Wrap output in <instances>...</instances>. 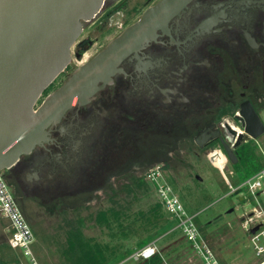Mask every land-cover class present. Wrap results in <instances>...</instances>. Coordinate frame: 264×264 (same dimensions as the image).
I'll return each instance as SVG.
<instances>
[{
	"label": "flooded vegetation",
	"instance_id": "obj_1",
	"mask_svg": "<svg viewBox=\"0 0 264 264\" xmlns=\"http://www.w3.org/2000/svg\"><path fill=\"white\" fill-rule=\"evenodd\" d=\"M161 1L105 0L38 104ZM134 41L110 80L48 126L47 141L4 169L17 199L55 195L57 206L70 196L134 197L156 164L169 173L175 162L208 149L228 158L221 138L235 144L230 129L244 131L243 108L251 105L264 122V0L174 1L156 10ZM253 141L245 136L234 149L238 158L254 154Z\"/></svg>",
	"mask_w": 264,
	"mask_h": 264
},
{
	"label": "rangeland",
	"instance_id": "obj_2",
	"mask_svg": "<svg viewBox=\"0 0 264 264\" xmlns=\"http://www.w3.org/2000/svg\"><path fill=\"white\" fill-rule=\"evenodd\" d=\"M97 48L98 45L79 57L76 64L90 58ZM251 144L249 147L252 153L254 151L253 155L264 166V135ZM210 151L208 149L197 156L188 155L180 162H173L181 166L174 167L172 164L169 173L164 171L165 177H160L158 181L171 182L176 188L188 214L195 216L221 264H257L262 257L255 253L246 221L256 208L264 210V187L258 190L257 197L251 194L248 185H244L250 175L246 174L242 162L234 164L224 157L226 163L222 169L210 160ZM228 181L232 182V187ZM141 185L145 184L140 181L134 197L110 192L106 195L94 194L93 197L70 196L63 198L57 206L54 202L59 200L55 195L29 197L25 200L18 197L16 200L19 208L31 222L35 238L33 249L40 263L76 264V257L79 258L82 253L79 250H68V239L73 237L69 236L70 232L90 242L89 249L92 251H87V254L96 252L103 256L100 259L107 264H114L117 260H120L118 264L139 263L141 260L128 257L143 239L154 238L153 241L157 242L162 251L182 238L184 233L179 226L181 218L163 207L156 182L149 181L148 189ZM233 187L240 189L233 192ZM109 195L111 198H108ZM157 203L160 207L156 206ZM154 206L157 216H154ZM115 210L118 219L114 216ZM100 211L108 214L109 220L100 222ZM166 222L168 228H163L162 224ZM9 227V219L0 215V245L12 253L11 257H16V261L3 262L0 255V264H29L21 250L9 244ZM193 250L190 256L180 259V264H204L200 254Z\"/></svg>",
	"mask_w": 264,
	"mask_h": 264
},
{
	"label": "water",
	"instance_id": "obj_3",
	"mask_svg": "<svg viewBox=\"0 0 264 264\" xmlns=\"http://www.w3.org/2000/svg\"><path fill=\"white\" fill-rule=\"evenodd\" d=\"M104 1L0 0V169L12 167L22 154L47 141L48 126L60 121L72 105L88 101L99 89V82L111 79L117 65L134 48L135 35L156 10L187 0H162L149 8L139 22L92 60L77 67L68 81L38 104L47 87L70 64L71 49L84 22L99 12ZM241 114L244 131L230 129L237 136L235 144L221 138L228 159L234 164L239 161L234 149L246 135L254 139L264 135V122L251 105L243 108ZM207 138L206 133L198 136V144L203 145ZM258 228L253 227L251 233Z\"/></svg>",
	"mask_w": 264,
	"mask_h": 264
},
{
	"label": "built area",
	"instance_id": "obj_4",
	"mask_svg": "<svg viewBox=\"0 0 264 264\" xmlns=\"http://www.w3.org/2000/svg\"><path fill=\"white\" fill-rule=\"evenodd\" d=\"M210 160L217 165L214 158H221L222 164L219 166L223 169L225 166V158L222 154L216 150H211L209 154ZM4 169H0V215L6 216L10 221V227L8 229V241L9 244L15 248L20 249L23 256L27 257L29 264H41L39 259L36 257L33 249V243L35 241L33 229L25 217L24 213L18 206L17 198L10 190L9 183L4 177ZM163 164H156L151 167L146 175V178L151 182H156L157 191L161 196V204L167 209L169 213H173L180 217V228L183 230L184 237L190 242L191 246L200 254L203 258L204 264H221L219 258L216 257L214 250L208 244L204 237L200 227L198 226L195 216L189 215L183 202L180 200L174 187L171 183L164 182L160 183L158 180L160 177H165ZM264 166H261L253 175L247 178L244 185H248V190L251 194L257 197L258 190L264 187ZM232 187V182L228 181ZM240 187H233V192H236ZM7 197H5L3 191ZM9 201V202H8ZM16 213L21 225L25 229L29 238L26 237L16 215L14 214L10 204ZM246 221V220H245ZM259 226L255 233H251V239L254 245L255 253L262 259L257 264L264 262V210L255 209L251 214L248 215L246 221V227H249L250 231L253 227ZM160 253L159 246L156 241H152L147 245L136 248L128 259L136 260H147Z\"/></svg>",
	"mask_w": 264,
	"mask_h": 264
},
{
	"label": "trees",
	"instance_id": "obj_5",
	"mask_svg": "<svg viewBox=\"0 0 264 264\" xmlns=\"http://www.w3.org/2000/svg\"><path fill=\"white\" fill-rule=\"evenodd\" d=\"M238 162L239 163L242 162V165H243L242 167H244V170L246 174H248V176L249 175L251 176L261 167V163L257 159V157L254 156L253 154L247 153L246 151H242V155L239 156ZM141 186L148 189V185H141ZM128 195L130 196L131 194L128 193ZM156 206L160 207V204L157 203ZM156 206H154L153 209H155ZM156 210L157 209L154 210L155 211L154 216H157L158 212H156ZM114 216L116 219H118V212L116 210L114 212ZM98 220L100 222L104 220H109V216L108 214L106 215L104 211H100L98 215ZM162 226L163 228H166L168 226V223L166 222L165 224H162ZM69 236H73V237H69L68 239V250H72V249L79 250L82 253L79 258L76 257V264H83L82 262H86L87 264H107L105 260L100 259L102 255H99L96 252L92 254H87V251L89 252L92 251V249H89L90 242L83 241V239L80 238V236H78V234H75V233L71 234L70 232ZM153 240L154 238L141 240L139 242L138 248H141L147 245ZM36 241H37V238H36ZM184 250L186 251V254H184ZM192 252H194L193 247L187 241V239L183 236L182 238H179V240H175V242L171 243L167 248H164L162 251H160V253L156 254L154 257L147 259V260H141L137 264H180V259L184 258L185 256H190ZM10 254L12 253L8 252L6 247L4 248L2 247V245H0V255L2 256L1 258H3L2 259L3 262L4 261H11V262L16 261L15 260L16 257L13 258L10 256ZM119 261L120 260H117V262L114 264H118Z\"/></svg>",
	"mask_w": 264,
	"mask_h": 264
},
{
	"label": "crops",
	"instance_id": "obj_6",
	"mask_svg": "<svg viewBox=\"0 0 264 264\" xmlns=\"http://www.w3.org/2000/svg\"><path fill=\"white\" fill-rule=\"evenodd\" d=\"M253 174H254V173H253ZM253 174H252V175H253ZM170 183H171V182H170ZM172 186H173V185H172ZM173 187H174V186H173ZM174 189H175L176 193L178 194V191L176 190V188H175V187H174ZM200 229H201V228H200Z\"/></svg>",
	"mask_w": 264,
	"mask_h": 264
},
{
	"label": "bare ground",
	"instance_id": "obj_7",
	"mask_svg": "<svg viewBox=\"0 0 264 264\" xmlns=\"http://www.w3.org/2000/svg\"><path fill=\"white\" fill-rule=\"evenodd\" d=\"M262 264H264V262Z\"/></svg>",
	"mask_w": 264,
	"mask_h": 264
}]
</instances>
